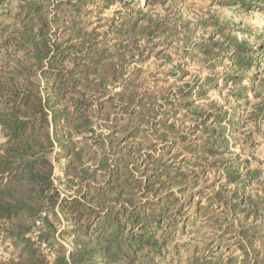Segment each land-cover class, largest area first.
<instances>
[{
  "label": "trees",
  "instance_id": "1",
  "mask_svg": "<svg viewBox=\"0 0 264 264\" xmlns=\"http://www.w3.org/2000/svg\"><path fill=\"white\" fill-rule=\"evenodd\" d=\"M10 1L0 0V264H180L187 235L204 239L200 222L218 228L193 264H264V202L248 228L212 216L217 205L250 216L237 186L260 173L226 155L250 92L260 99L252 116L264 120V79L251 75L264 65V45L216 24L197 48L213 45L224 60L205 61L194 83L180 65L185 86L160 103L138 79L122 82L115 42L128 34L131 48L171 45L186 28L173 7L186 0H99L102 13L122 10L108 25L114 44L104 32L102 47L78 19L86 0ZM207 1L264 11V0ZM157 6L169 14L153 18ZM215 91L227 92L226 107L198 105ZM218 182L236 187L233 202L207 196Z\"/></svg>",
  "mask_w": 264,
  "mask_h": 264
},
{
  "label": "rangeland",
  "instance_id": "2",
  "mask_svg": "<svg viewBox=\"0 0 264 264\" xmlns=\"http://www.w3.org/2000/svg\"><path fill=\"white\" fill-rule=\"evenodd\" d=\"M19 0H11L10 6L16 7ZM42 2V0H37ZM88 3L85 5L83 11L80 13L78 19L82 23L83 31L86 33L91 41H97L96 44L102 47V33L108 32V39H110L111 45L114 44L113 34L109 29L108 25L112 20H118L117 13L121 12V7L115 6L102 13V8H96L95 4H98L99 0H86ZM97 2V3H96ZM141 5H145L146 1L140 2ZM57 2H55V5ZM54 5V6H55ZM54 6L52 7L54 9ZM147 9L146 7H143ZM153 18L163 17L168 13L169 10L163 9L160 6L150 8ZM174 12H180L183 15L184 23L186 28L181 31V34L172 40L171 45L160 44L155 45L154 43H161L163 39L154 40L153 42H147L141 40L134 47H129L128 34H124L115 43L118 45V55L121 58L118 59L120 65L123 66V80L133 82L138 79L140 85V91L142 93L158 92L160 97V103L169 101L167 97L172 98L176 96L179 88L185 86L184 82H180L178 75L180 74V68H185L184 73L187 74L185 82L194 83L201 75L205 77L202 69L205 65V61H223L224 57L219 52V48H214L213 45L209 49V53L199 52L197 46L203 41L209 39L214 32L215 25L218 23H228L233 31H230L232 36L238 39V42L246 41L250 46L259 47L264 45V11L250 12L246 8H242L239 5L230 7H212L211 1L207 0H186L183 4H178L173 7ZM169 14V13H168ZM67 34L75 37V34ZM106 37V38H107ZM217 41V40H215ZM219 42L225 43L227 41L218 40ZM230 47L229 43H225V48ZM188 54L189 56H185ZM181 61H188L187 65H183ZM225 61H229L225 60ZM264 61V60H262ZM181 65V67H180ZM125 68V69H124ZM220 71L222 69L220 68ZM252 76H260L264 79V65L261 66L260 70H255L251 73ZM250 91H248L249 93ZM114 92L113 94H115ZM224 94L218 92H211L207 100H202L198 103L199 106L202 104H209L215 102L217 105L226 107V100ZM254 93L248 94V101L244 103V110L241 115L244 117L243 125L238 129L235 134V139H231L232 147L230 152L226 155L227 160L235 158L236 164L248 165L250 170L258 171L260 176L253 180H247L246 174H243L244 181L246 182L244 188L241 189L237 186L240 194H245L250 198L249 203L246 205V210H249V218L247 219L246 213L241 210L240 212L232 211L229 215V210L226 209L225 205H222V210L215 207L216 211L213 213V218L219 214L220 218L228 217L230 221H235V224L240 227L248 228L254 224L253 216L251 215L254 209L264 202V120L261 121L259 118L255 119L252 114L256 112V104L260 99L254 97ZM184 113L178 114L176 119H182ZM173 120V119H172ZM171 120V121H172ZM100 123L99 120H97ZM189 120L186 121L188 125ZM52 157V156H51ZM65 161L61 162V165L65 164ZM59 168V167H58ZM218 172L215 175L209 177V184L218 181ZM223 183V182H222ZM222 183L218 182L214 184L213 189L208 191L207 196H215L218 192H221L224 197L229 201L233 202V191L236 187L233 185L230 188H223ZM216 185V186H215ZM206 201L202 205H206ZM222 211V214L218 211ZM224 210V211H223ZM217 226L212 222L203 224L199 223V229L203 235V241L194 242L190 238V234L187 235V243L191 245L187 250H181L180 252V264H193L192 262L194 255H198L199 258H203L204 247L207 245V240H212L216 236ZM63 243L67 245V242ZM199 245H198V244ZM198 250L199 252L195 251ZM203 262V261H201Z\"/></svg>",
  "mask_w": 264,
  "mask_h": 264
}]
</instances>
